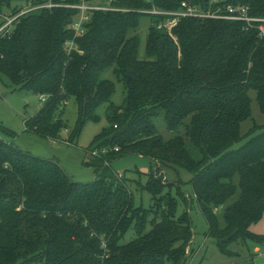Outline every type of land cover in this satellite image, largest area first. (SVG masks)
<instances>
[{"label": "trees", "instance_id": "trees-1", "mask_svg": "<svg viewBox=\"0 0 264 264\" xmlns=\"http://www.w3.org/2000/svg\"><path fill=\"white\" fill-rule=\"evenodd\" d=\"M48 1L0 0V20L4 9L10 18L18 16L9 32L0 33V79L45 97L25 128L53 142L65 128L68 101L77 108L69 144L105 108L106 125L85 162L97 177L76 182L57 162L22 153L0 138V264H183L193 238L188 213L177 215V199L188 205L185 185L221 255L238 256L233 245L262 244L264 236L250 227L264 212V125L242 134L241 124L251 116L250 92L264 114V36L245 31L242 22L182 18L172 31L174 41L157 28L163 16L140 11L175 12L186 1L203 11L243 6L250 16L264 18V0H114L112 6L129 11L93 12L76 37L70 28L74 9L41 8L19 16L21 3L31 9ZM143 16L149 25L141 59L137 30ZM72 40L82 54H67L65 44ZM111 67L125 90L121 106L111 102L114 82L101 79ZM157 119L171 134L167 139ZM129 155L156 164L141 186L151 196L149 208L135 206L134 180L105 174L110 162ZM179 169L191 179L165 183L162 174L170 170L175 178ZM130 229L135 238L121 244Z\"/></svg>", "mask_w": 264, "mask_h": 264}, {"label": "rangeland", "instance_id": "rangeland-1", "mask_svg": "<svg viewBox=\"0 0 264 264\" xmlns=\"http://www.w3.org/2000/svg\"><path fill=\"white\" fill-rule=\"evenodd\" d=\"M91 2L94 4L107 5V0H92ZM21 4H23L22 9H30L28 8L30 6L29 3L23 2ZM149 9L143 11L156 10L158 12H167L161 11L155 7ZM4 12L5 16L1 17V19L4 22H8L10 20L8 16L9 11L4 9ZM148 25L149 18L143 16L140 19V29L137 30V34L140 38L138 56L141 59L145 56L144 47ZM174 38L176 40L175 36ZM101 79L114 82L115 93L111 98V102L116 106H121L125 97V90L122 83L118 82L114 75L113 68L105 69L101 73ZM249 96L251 99V116L241 124L242 134L251 129L254 124L264 125V114H262L258 108L254 92H250ZM62 104L65 105L64 103ZM43 105L44 103L41 101L39 95L19 90L16 86L12 85L5 76H2L0 79V138L8 143H12L22 153L29 154L39 159L57 162L65 173L76 182L92 183L96 179L97 174L90 164H87L90 160L87 149L91 146L93 138L100 133L101 129L106 125L104 118L105 108L102 107L99 110L98 114L100 115V120L98 122H87L83 126L75 144H69L66 140L76 121L77 108L75 102L70 100L63 106L64 115L62 120L66 125L65 128L60 131L59 139L55 142L42 138L34 132L27 131L25 128V121L36 116ZM156 126L159 133L165 139L171 135L160 119L156 120ZM3 128L10 132V135L3 132ZM242 143L238 146H241ZM99 154H105V152L96 151V156H99ZM86 156L88 157L85 158ZM155 167L156 164L147 158L138 155H129L110 162L108 171L105 174L113 173L119 180L122 179L119 175L125 176L128 180H134L136 184L132 185V189H134L132 193L135 206L149 208L152 204L151 196L147 192L142 191L141 186L147 182L149 175L153 172ZM160 171L164 172L165 170L161 168ZM162 175L165 183L168 184L175 179L182 183H187L191 179V175L182 169L177 171L175 178H173V172L170 170H167L166 173ZM184 194L186 198L189 199L188 205H185L180 199H177V215L182 214L184 211L188 213L192 224L193 238L189 247L186 249L185 261L183 264H264V242L262 244L249 243L248 248H240L236 245L231 246L230 250L238 253L236 257H225L221 255L214 241L207 236L208 225L193 199V192L190 185L184 186ZM237 197L238 193L225 205H230ZM226 206L219 208L217 211L219 227L224 226L223 210ZM250 231L257 236H264V212L259 222L250 227ZM134 238V230L130 229L122 239L121 244H126Z\"/></svg>", "mask_w": 264, "mask_h": 264}, {"label": "built area", "instance_id": "built-area-1", "mask_svg": "<svg viewBox=\"0 0 264 264\" xmlns=\"http://www.w3.org/2000/svg\"><path fill=\"white\" fill-rule=\"evenodd\" d=\"M92 0H79L77 4H63V3H55L53 0H49L47 3L39 5L37 7L26 9L19 14L23 15L31 10L35 9H52L57 7L74 9L77 11V16L71 24L70 28L74 31V36H78L83 33V25L90 20V17L93 12L102 11V12H127L129 10L120 9L112 6L114 0H107V5L103 4H94L91 2ZM149 2L148 0H144ZM144 14L163 15L165 19L160 21L157 24V28L168 34L174 41V35L172 33L173 29L177 26L178 22L182 18H198L201 20H229V21H237L242 22L244 24V30L255 29L258 31V36L262 38L264 36V18L252 17L249 15V11L247 7H234V6H226L224 8H217L214 11H203L195 6L190 5L188 2H182L180 10L175 12H158L156 10L151 11H140ZM15 16L13 18H9L8 22H5L3 26L0 27V33H7L10 30L12 22L17 18ZM65 49L67 54L75 51L78 54H82V52L77 50V47L74 43V40L66 42ZM41 101L45 103V97H40ZM115 151H118L115 149ZM104 152V150H103ZM93 156H96V151L92 152ZM121 177V175H119ZM105 247V245H103Z\"/></svg>", "mask_w": 264, "mask_h": 264}]
</instances>
